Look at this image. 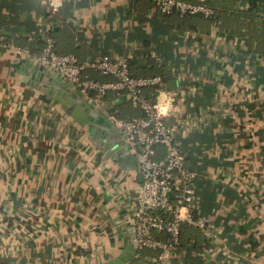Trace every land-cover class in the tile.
Here are the masks:
<instances>
[{
    "label": "crops",
    "instance_id": "crops-1",
    "mask_svg": "<svg viewBox=\"0 0 264 264\" xmlns=\"http://www.w3.org/2000/svg\"><path fill=\"white\" fill-rule=\"evenodd\" d=\"M48 35L80 62L125 56L133 75H161L173 96L165 121L194 172L197 213L213 216L218 238L202 233L200 247L179 246L169 264H264V59L150 0H62L54 14L47 0H0V264H103L132 242L134 150L108 118L107 145L85 119L141 110L125 91L108 90L96 108L83 91L82 105L58 98L63 77L34 58ZM38 40L32 51L11 46ZM83 75L112 78L93 68ZM125 264L155 262L134 251Z\"/></svg>",
    "mask_w": 264,
    "mask_h": 264
},
{
    "label": "built area",
    "instance_id": "built-area-1",
    "mask_svg": "<svg viewBox=\"0 0 264 264\" xmlns=\"http://www.w3.org/2000/svg\"><path fill=\"white\" fill-rule=\"evenodd\" d=\"M159 12L180 15L201 14L209 16L212 9L203 2L188 0H150ZM49 12L58 11L62 0H47ZM17 50L27 52L26 47L11 44ZM36 61L66 78L73 88L92 93V100L99 102L108 90L125 91L128 99L138 106L141 114L124 118L113 112L108 118L126 136L134 150L141 179L137 185V203L132 213L135 251L150 248L156 251L155 264H169L179 248L180 227L183 223L197 226L208 237L218 234L213 230V216L197 213L193 179L194 172L184 162V156L173 136V127L166 123L173 96L166 93L159 74L133 75L125 56L113 58L108 54L80 62L71 53H57L51 36L34 54ZM86 68L112 78L100 80L83 75ZM159 86L154 98L147 88ZM166 106V112L162 109ZM163 155L157 156L158 147ZM221 242V241H219Z\"/></svg>",
    "mask_w": 264,
    "mask_h": 264
},
{
    "label": "trees",
    "instance_id": "trees-1",
    "mask_svg": "<svg viewBox=\"0 0 264 264\" xmlns=\"http://www.w3.org/2000/svg\"><path fill=\"white\" fill-rule=\"evenodd\" d=\"M193 2H203L209 5L212 9L211 14L209 16L201 14L180 15L172 12L179 15L181 24L205 32L212 27L216 28L226 38H234L241 42L242 45H245V52L250 58L257 56L264 59V18L259 14V6L261 4L259 5L258 0H250L245 8L236 6L235 0H228L227 4L221 2V0H196ZM39 41L41 40L27 43V49L32 51L31 45ZM44 45L45 40L41 49L36 53H39ZM159 88V86H151L147 88V93L154 98ZM114 94L117 95L118 93L114 92ZM201 236L202 231L197 226L183 223L180 227L179 246L200 247L202 240H204ZM137 252L138 256H141V254L154 256L156 253L154 249L150 248L138 249Z\"/></svg>",
    "mask_w": 264,
    "mask_h": 264
},
{
    "label": "water",
    "instance_id": "water-1",
    "mask_svg": "<svg viewBox=\"0 0 264 264\" xmlns=\"http://www.w3.org/2000/svg\"><path fill=\"white\" fill-rule=\"evenodd\" d=\"M47 80L54 81L51 78H48ZM63 81L64 82L62 84L57 83L58 87L60 88V89L56 90V95L58 96V98L67 99V97L70 96V97H73L76 100V102H79L80 105H82L81 90L71 87V85L67 82L66 78H64V77H63ZM66 82L68 83V85L66 84ZM46 85H47V82H45V85H43V86H46ZM94 102L95 101L91 99L88 102H86L85 104L88 105L89 107L90 106L94 107ZM94 108H96V107H94ZM88 112L92 113L93 115H96L93 112V108H91ZM98 114L102 115V120L94 121L93 120L94 118H91L89 120L85 119V121H87L88 123L91 122V124H92L91 133H94L95 130L102 129V132L100 133V137H99L100 140L99 141H100V144H106L107 145L109 143V140H106V135H107V131L109 130V127L112 123L108 120L109 119L108 114L105 115L103 113V111H99ZM88 118H90V117H88ZM114 128H116V126H114ZM119 133L121 134L120 131H119ZM122 137L123 138L121 140V143H122V141H124V138L126 139V136L123 133H122ZM127 229L131 234V241L132 242L129 243L128 245H126L124 247V249L115 258L109 259L108 261H106L103 264H125L126 260H128L133 255L134 251L136 250L134 245H133V241L135 239L134 228L132 225H130Z\"/></svg>",
    "mask_w": 264,
    "mask_h": 264
},
{
    "label": "rangeland",
    "instance_id": "rangeland-1",
    "mask_svg": "<svg viewBox=\"0 0 264 264\" xmlns=\"http://www.w3.org/2000/svg\"><path fill=\"white\" fill-rule=\"evenodd\" d=\"M131 106V103L130 102H126L125 104H124V106L123 107H119L118 109L122 112V114L124 113V112H126V108H129ZM139 190H138V188H137V192H138ZM135 205H136V203H137V195H136V199H135ZM133 213V210H132V212H131V214ZM131 214L129 215L130 217H129V220L130 221H132V218H131Z\"/></svg>",
    "mask_w": 264,
    "mask_h": 264
},
{
    "label": "clouds",
    "instance_id": "clouds-1",
    "mask_svg": "<svg viewBox=\"0 0 264 264\" xmlns=\"http://www.w3.org/2000/svg\"><path fill=\"white\" fill-rule=\"evenodd\" d=\"M166 110H167V109H166V106H165V107L162 109V111H165V112H166Z\"/></svg>",
    "mask_w": 264,
    "mask_h": 264
}]
</instances>
